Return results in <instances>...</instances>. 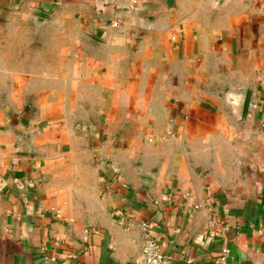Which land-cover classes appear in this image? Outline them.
I'll list each match as a JSON object with an SVG mask.
<instances>
[{
    "label": "crops",
    "instance_id": "1",
    "mask_svg": "<svg viewBox=\"0 0 264 264\" xmlns=\"http://www.w3.org/2000/svg\"><path fill=\"white\" fill-rule=\"evenodd\" d=\"M148 237L264 264V0H0V264Z\"/></svg>",
    "mask_w": 264,
    "mask_h": 264
},
{
    "label": "built area",
    "instance_id": "2",
    "mask_svg": "<svg viewBox=\"0 0 264 264\" xmlns=\"http://www.w3.org/2000/svg\"><path fill=\"white\" fill-rule=\"evenodd\" d=\"M20 185L24 186L23 183H20ZM209 224L212 227H218L221 234H224L229 228L227 223L219 217L212 218ZM145 229H147V227H145ZM229 253V247L223 244L218 256V264H226ZM135 264H168V257L162 245L157 240L148 237L143 245V260Z\"/></svg>",
    "mask_w": 264,
    "mask_h": 264
},
{
    "label": "water",
    "instance_id": "3",
    "mask_svg": "<svg viewBox=\"0 0 264 264\" xmlns=\"http://www.w3.org/2000/svg\"><path fill=\"white\" fill-rule=\"evenodd\" d=\"M38 21H39V22L42 21V18H39ZM243 105H244V100H241V101L239 102V106H240L241 109L243 108Z\"/></svg>",
    "mask_w": 264,
    "mask_h": 264
}]
</instances>
